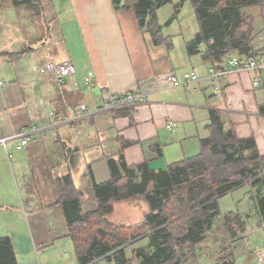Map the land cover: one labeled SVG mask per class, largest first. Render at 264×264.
<instances>
[{"label": "crops", "instance_id": "0c3cea01", "mask_svg": "<svg viewBox=\"0 0 264 264\" xmlns=\"http://www.w3.org/2000/svg\"><path fill=\"white\" fill-rule=\"evenodd\" d=\"M49 1L44 2L51 18L40 20L47 37L35 40L21 31L29 24L18 14L21 5H0V52L16 54L0 62V138L18 130H26L28 137L21 149L15 148L17 141L0 145V238L9 237L16 264H39L40 258L43 264H61L66 259L57 263L52 257L54 241L68 237L58 201L60 178L66 174L77 176L74 188L91 200L87 207L79 197L82 210H92L91 177L95 183L110 179L108 158L120 172L121 157L128 166L146 163L154 171L166 170L199 153L201 140L209 136L212 110L225 131L252 137L264 155V113L259 111L264 82L252 87V75L245 71L215 79L209 62L187 53L185 43L191 38L176 48L174 40L171 46L156 45L143 34L133 9L116 10L111 0ZM63 61L73 64L75 73L61 88L50 73L37 71L46 62ZM88 71L93 73L89 87L83 81ZM189 71L198 76L189 87L170 83V75ZM131 90L145 99L100 108L107 96ZM80 104L87 110H80ZM52 112L66 119L58 122ZM53 214H61L64 232ZM253 214L257 218L255 208ZM90 264L114 263L101 256Z\"/></svg>", "mask_w": 264, "mask_h": 264}, {"label": "trees", "instance_id": "16d2710c", "mask_svg": "<svg viewBox=\"0 0 264 264\" xmlns=\"http://www.w3.org/2000/svg\"><path fill=\"white\" fill-rule=\"evenodd\" d=\"M111 1L116 10L133 9L143 34L154 44L171 46L172 39L162 35L164 25L157 16V10L171 0ZM186 1L193 6L199 24L198 31L185 43L189 55L201 54L204 61L218 70L228 56L242 59L258 54L251 39L255 22L257 26L264 24V0H179L174 6V17ZM12 2L33 9L35 19L45 20L42 0ZM254 6L256 8L244 14L243 8ZM7 54L10 59L16 56ZM11 55L14 56L11 58ZM259 111L264 113V104L259 106ZM208 127L209 136L201 140L198 154L173 163L163 171H154L146 163L128 166L121 157L123 171L120 172L115 161L108 158L110 179L95 183L91 177L96 200L92 210H82L81 193L74 188L71 175L60 178L58 201L78 264H90L101 256L114 264H131L125 248L141 236H149L148 246L152 250L145 252L140 247L132 248V257L140 258L139 264H180L185 249L191 251L220 214V196L243 184L254 185V188L260 186L253 199L256 219L264 223V181L259 175L264 172V155L259 154L252 137L238 138L233 130L225 131L219 113L214 110L210 112ZM135 172L139 175L134 181ZM198 178L203 184L195 181ZM181 189H187V197H181ZM137 197H142L156 213H149L141 223L134 225L115 224L107 219L112 202ZM223 220L224 231L231 237L247 226L246 218L239 212H227ZM0 264H16L8 236L0 238ZM221 264L235 263L227 258Z\"/></svg>", "mask_w": 264, "mask_h": 264}, {"label": "rangeland", "instance_id": "374dc122", "mask_svg": "<svg viewBox=\"0 0 264 264\" xmlns=\"http://www.w3.org/2000/svg\"><path fill=\"white\" fill-rule=\"evenodd\" d=\"M44 1L48 2L49 0H42L44 8H47L44 9V13L46 14L45 18L49 20V18H51V13L48 9V5ZM178 1L179 0H171L170 3L157 10L159 22L164 25L162 35L164 37L169 35L171 39L174 40L173 44H175V48L176 46H182L183 40H186L183 38H192L199 29L193 6L189 1L184 2L182 6L179 7V11L174 17V6ZM0 3L1 6L6 7L10 4L12 5L13 2L12 0H0ZM19 8V11H21L18 12V14L29 21V24L21 28V31L26 34L28 40L34 39L36 36L40 35L47 37L45 28L42 27L44 23L37 20V24H33L36 20L34 10L23 5L19 6ZM251 8L254 9L256 6L245 7L242 10L244 14H246L249 11L251 12ZM261 18L260 16V19ZM25 19L23 18V20ZM260 19L258 21H260ZM169 20L170 22L167 24L166 22ZM165 23L167 25H165ZM254 25L251 45L253 49L256 48L257 51H262V49H264V25L257 26V22H255ZM47 29L52 33L54 25H50V28L48 27ZM34 40L32 42H34ZM9 52L8 49L0 52V62L5 59H10L7 54ZM11 54L15 53L11 52ZM13 56L14 55H11V58ZM258 95H261L260 91L257 92V96ZM134 174L133 180H138L137 175H139V172H135ZM259 175L262 177L260 180L264 181V172ZM259 175L258 177H260ZM71 178L72 181H76L77 176L72 175ZM195 181L203 184L199 178L195 179ZM259 187V185L254 188V185L249 186V184H243L220 196L218 200L220 214H217L216 218L211 222L210 229L204 232L203 239L195 245L191 251L185 249L183 252L184 260L181 261L180 264H221L227 258L232 259L235 264H261L260 261L258 262V254L261 252L264 253V223L254 217V206L252 205V199L258 195ZM180 192L181 197H187V189H181ZM81 196L82 204L88 207L91 201L90 198L85 199L84 193ZM85 206L83 208L86 210L87 207ZM230 211L239 212L246 218L247 222L245 229L238 234L236 233L233 237L228 235V233L224 231L226 227L222 226L224 214ZM149 213L155 214L156 212L150 209V206L142 197H137L135 199L130 198L112 202V208L106 216L111 223L134 225L141 223ZM55 219L59 224V232H62L64 223L61 214L60 216L53 214V221ZM60 222L63 223V225ZM53 231L57 232L55 226ZM133 242V244L129 243L130 247L125 248V254L128 258H131V264H139L140 258H133L131 250L132 248L140 247L143 248L145 252H151L152 248L148 246L149 236L138 237L133 240ZM72 252H74L73 247L68 237H59L58 240L54 241L52 254L54 262L59 263L62 258H66L61 264H75L76 258L73 256ZM39 264H43L41 258L39 259Z\"/></svg>", "mask_w": 264, "mask_h": 264}, {"label": "built area", "instance_id": "2783aa9c", "mask_svg": "<svg viewBox=\"0 0 264 264\" xmlns=\"http://www.w3.org/2000/svg\"><path fill=\"white\" fill-rule=\"evenodd\" d=\"M37 71L41 74L50 73L52 75L54 83L59 88H61L65 85L67 78L75 73V67L68 61L46 62L39 66ZM237 71H245L251 73L252 87H259L261 83L264 82V52L258 51V54H255V56L252 58L239 59L237 57H231L228 59L226 67L218 70L211 68L209 70V72L213 77H215V79L222 75ZM92 76V71H88L83 78V81L87 87L92 85ZM168 79L173 86L183 85L189 87L191 83L197 81L198 76L194 71H189L187 73H184L180 77H177L176 75H170ZM1 83L2 82L0 81V84ZM214 87L215 89H217L216 85H214ZM144 99V94L136 92L135 90H131L122 94L107 96L102 101L100 108L103 110L116 109L128 104L132 105L134 103L141 102ZM79 109L85 111L87 110V107L84 104H80ZM51 115L56 118L58 122L64 121L66 119L64 116H58L54 112H52ZM166 127L169 128L170 125H167ZM11 141H17L15 148H23L28 143L27 131L18 130L9 136L1 137L0 145H2L3 147H7L8 143ZM259 261L261 262V264H264V253L262 252L258 254V262Z\"/></svg>", "mask_w": 264, "mask_h": 264}]
</instances>
